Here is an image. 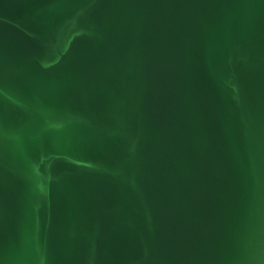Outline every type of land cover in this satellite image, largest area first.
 <instances>
[{"label":"water","instance_id":"obj_1","mask_svg":"<svg viewBox=\"0 0 264 264\" xmlns=\"http://www.w3.org/2000/svg\"><path fill=\"white\" fill-rule=\"evenodd\" d=\"M0 264H264V0H0Z\"/></svg>","mask_w":264,"mask_h":264}]
</instances>
